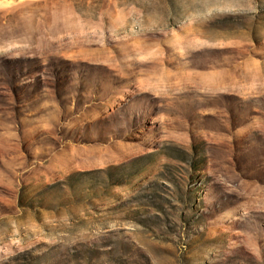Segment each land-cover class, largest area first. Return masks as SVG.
Here are the masks:
<instances>
[{"label": "rangeland", "instance_id": "obj_1", "mask_svg": "<svg viewBox=\"0 0 264 264\" xmlns=\"http://www.w3.org/2000/svg\"><path fill=\"white\" fill-rule=\"evenodd\" d=\"M0 264H264V0H0Z\"/></svg>", "mask_w": 264, "mask_h": 264}, {"label": "bare ground", "instance_id": "obj_2", "mask_svg": "<svg viewBox=\"0 0 264 264\" xmlns=\"http://www.w3.org/2000/svg\"><path fill=\"white\" fill-rule=\"evenodd\" d=\"M172 78V77H171Z\"/></svg>", "mask_w": 264, "mask_h": 264}]
</instances>
